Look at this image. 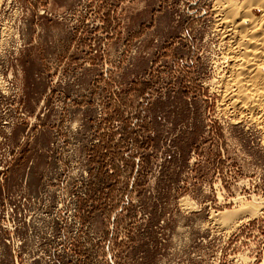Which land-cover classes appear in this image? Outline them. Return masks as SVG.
<instances>
[{
    "label": "rangeland",
    "instance_id": "rangeland-1",
    "mask_svg": "<svg viewBox=\"0 0 264 264\" xmlns=\"http://www.w3.org/2000/svg\"><path fill=\"white\" fill-rule=\"evenodd\" d=\"M224 1H0V264H264Z\"/></svg>",
    "mask_w": 264,
    "mask_h": 264
},
{
    "label": "bare ground",
    "instance_id": "bare-ground-1",
    "mask_svg": "<svg viewBox=\"0 0 264 264\" xmlns=\"http://www.w3.org/2000/svg\"><path fill=\"white\" fill-rule=\"evenodd\" d=\"M216 11L221 40L223 36L229 44L222 60L221 105L264 132V0H225ZM215 221L222 225L231 220L220 214Z\"/></svg>",
    "mask_w": 264,
    "mask_h": 264
}]
</instances>
